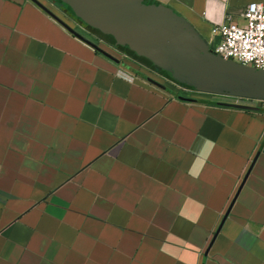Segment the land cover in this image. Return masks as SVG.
Wrapping results in <instances>:
<instances>
[{
  "label": "crops",
  "instance_id": "obj_1",
  "mask_svg": "<svg viewBox=\"0 0 264 264\" xmlns=\"http://www.w3.org/2000/svg\"><path fill=\"white\" fill-rule=\"evenodd\" d=\"M38 1L0 0V264H264V107ZM142 1L215 52L264 0Z\"/></svg>",
  "mask_w": 264,
  "mask_h": 264
},
{
  "label": "water",
  "instance_id": "obj_2",
  "mask_svg": "<svg viewBox=\"0 0 264 264\" xmlns=\"http://www.w3.org/2000/svg\"><path fill=\"white\" fill-rule=\"evenodd\" d=\"M32 1L43 7L38 0ZM58 1L84 23L112 36L116 42L127 44L147 61L168 69L174 79L185 81L198 91L264 99V70L224 59L199 45L168 11L145 5L142 0ZM54 17L75 36L112 57Z\"/></svg>",
  "mask_w": 264,
  "mask_h": 264
},
{
  "label": "built area",
  "instance_id": "obj_3",
  "mask_svg": "<svg viewBox=\"0 0 264 264\" xmlns=\"http://www.w3.org/2000/svg\"><path fill=\"white\" fill-rule=\"evenodd\" d=\"M220 41L215 52L224 59L264 70V1L249 3L239 21L228 17L216 27ZM236 102L254 103L264 107V99L234 97Z\"/></svg>",
  "mask_w": 264,
  "mask_h": 264
},
{
  "label": "trees",
  "instance_id": "obj_4",
  "mask_svg": "<svg viewBox=\"0 0 264 264\" xmlns=\"http://www.w3.org/2000/svg\"><path fill=\"white\" fill-rule=\"evenodd\" d=\"M159 69V68H158Z\"/></svg>",
  "mask_w": 264,
  "mask_h": 264
}]
</instances>
